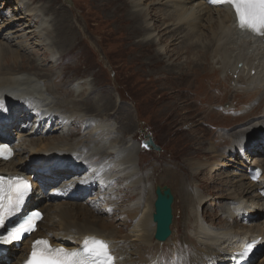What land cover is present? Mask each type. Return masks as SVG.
<instances>
[{
    "label": "bare ground",
    "instance_id": "6f19581e",
    "mask_svg": "<svg viewBox=\"0 0 264 264\" xmlns=\"http://www.w3.org/2000/svg\"><path fill=\"white\" fill-rule=\"evenodd\" d=\"M17 1L20 3V9L29 17L30 23H21L17 30L21 32V36H18L21 40H13L14 37L9 36L0 41V144H12L15 153V157L9 162L0 161V174L26 176L35 182L26 210H40L45 217L38 225L37 233L22 242L25 246L10 248L7 254L0 256V264H21L38 238L47 240L52 246L68 249L77 248L86 241L99 239L108 244L116 264H233L237 252L241 251L246 242L257 249L256 254L261 253L264 249V220L262 222L258 219L264 214V173L261 182L254 183L249 175H243L247 167L233 174L239 183L235 187L216 177L215 185L211 188L198 177H194L196 180L193 182H189L187 178L184 183L187 187L183 186L182 189L184 194L188 195L186 206L190 207L193 198L199 200L198 193L194 192V188L191 189L196 183L200 185V188L197 187L199 192L203 191L205 195L210 196L209 202L217 199V192L222 190L225 204L221 211H203L208 202L203 203L204 206L199 207L196 213H191L190 216L182 213L175 234H172L171 228L168 244L162 245L161 250L153 244L156 225L152 220L154 205H150V190L151 203L146 206L144 215L129 231L128 236H120L122 230L113 227L114 225L109 229L98 226L100 218L93 214L92 207L99 214L116 209L122 196L118 192L123 188L136 195V203L130 204V209L135 213H129L130 218L137 221L142 215L141 202L144 199L146 173L140 171L142 168L140 163L136 162V151L139 146L144 151L148 150L142 145L146 138L137 146L133 144L132 139L120 137L117 127L107 118L96 120L94 115L89 113L92 112V107L87 104L89 102L77 100L80 94L85 98L86 92L92 93L91 84L84 82L83 87L78 84V88L73 87L74 93L71 97L74 98L67 97L75 83L66 79L68 66L72 63L66 60L69 56L57 59L56 54L57 48L67 47L68 51H71V48L77 45L79 38L74 30L78 27L73 24L74 30L71 33L57 32L51 24L52 20L46 17L47 13L56 8L41 9L23 0ZM123 1L127 7L120 4L112 8L116 14L124 10L123 15L130 23L129 33L135 40L134 44L141 50L157 46L153 53L145 55L146 65L165 63L167 66H161L158 75L173 74L175 78L180 79L179 82L192 74L191 69L207 68V71H211L209 77L204 76L199 80L201 83H198L200 75L194 77L193 74L192 83L193 86L196 84V87L186 89L185 93L182 90L190 98L191 104L199 103L202 95L205 96L206 107L222 105L232 100L235 106L230 110L217 112L215 108L206 112L210 125L211 120L224 114L225 118L234 123L246 122L264 114V95L251 111H240L243 105L264 94V35H255L241 29L236 13L229 6L213 7L206 0ZM159 6H165L166 9ZM13 21L20 23L21 18H14ZM203 21L209 27L202 25ZM83 22L86 26L85 18ZM164 25L166 28L162 29ZM3 27L0 26V30ZM205 27L209 28V35L201 30ZM88 28L87 24L86 29L81 30L87 33ZM93 34L94 40L91 44L95 46V35L100 39L101 37ZM90 36L89 34L88 37ZM174 39L184 40V51L171 49ZM32 40L35 41L31 43ZM230 46H238L239 49L243 47L244 52L233 55ZM35 48L44 49L48 54L45 62L50 61L53 67L60 68V75L48 78L42 74V71L52 70L53 67H46L42 59L36 58V55L43 54L37 53ZM23 52L31 53V56H24ZM185 54L188 57L184 60L185 63L181 64ZM239 63L245 65L242 72L236 69ZM26 67L37 74L22 70ZM230 71L235 75H245L238 80L245 89L227 102L223 84L217 85L220 83L217 81L211 85V76L217 75L218 72ZM164 78L167 80V77H161V80ZM157 80L161 81L160 78ZM73 125L81 130L77 131ZM253 128L255 133L261 134V141H264V120L253 125L251 130ZM248 133V129H241L234 135H214L210 141L219 142V146L212 145L213 150L206 148L207 152L209 154L214 151L216 155L220 149L227 147L232 150L239 147L240 157L245 158V161L241 162L244 168L248 163L251 167L264 171V156L252 155V149H255L260 141L248 145ZM206 134L209 135V130ZM52 137L59 142L55 143ZM36 146H39L40 150L35 151ZM215 155H207V160H213L217 157ZM216 164L211 166L208 163L210 173L221 170L220 164ZM205 166H198L194 175H200ZM83 171L85 172L79 175L78 172ZM119 180L123 181V188H116L118 183L121 184V181L117 182ZM58 181L59 185L54 186L49 195L45 196L44 190ZM246 181L248 183H245ZM256 189L260 192L255 199L262 201L249 203L246 199ZM87 194L94 197L89 200L88 207H83L84 204L80 205L77 200ZM58 199L69 202L56 204ZM202 215L205 218H202ZM134 250H139V254ZM258 264H264V255L258 260Z\"/></svg>",
    "mask_w": 264,
    "mask_h": 264
},
{
    "label": "rangeland",
    "instance_id": "374dc122",
    "mask_svg": "<svg viewBox=\"0 0 264 264\" xmlns=\"http://www.w3.org/2000/svg\"><path fill=\"white\" fill-rule=\"evenodd\" d=\"M23 1L28 2L32 6L40 7L41 9L44 7L56 8L47 13L46 17L49 18V20H52L51 24L57 32L67 31L71 33L74 30L72 29L73 24L78 27L77 30H74L79 38V41L76 42L77 45L74 46L73 49L71 48V51H68L67 47L62 49L57 48L58 53L56 54L57 59L62 56H69V59L66 60H69L72 63L70 66H68L67 63V65H65L66 67L68 66L66 79L72 82L75 81L69 91L70 95L67 97L72 96L71 94L74 93L73 87L78 88V84L81 85L80 87L85 85L84 82L89 85L91 84L92 86L90 85V87L93 88V90H91L92 93L88 94V92H86L85 98H82L80 94L77 100L89 102L87 104L92 107V112L89 113L93 114V117L96 118V120L107 118L110 123L117 127L120 137L123 136V138L126 137L127 139H132L133 144H136L137 146L145 141L144 139L146 135H150L155 145L161 148V152L144 151L141 146H139L136 151V162L138 164L140 163V167L142 168L140 171L146 173V175H144L146 180L144 199L141 202L142 215L138 217L137 221L130 218L132 213H135V211L130 209V204L132 205L136 203V200L134 201L136 195L131 190L123 188V181L119 180L117 182L121 181L122 185L118 183L116 188L121 187L123 190L125 189L124 193H122L123 190H119L118 192V194H122L119 199L121 202L120 205L118 203L116 209L108 211L105 214H99V212L96 213L95 209L92 207L94 211L93 214L100 218L98 226L101 228L109 229L114 225L113 227L116 226L118 230H122L120 236H128L129 231L141 220L146 210V206L151 203L149 202V190L152 196V203L150 205H154L156 200L155 187L167 186L172 190L174 196L172 207L174 216L172 234L174 235L177 230V223L181 221L182 213H187V216H190L191 213H196V210L199 207H203V203L207 204L210 200V196L205 195L203 191L199 192L197 187L200 188V185L196 183L191 189L194 188V192L198 193L199 200L193 198V201L190 202V207L186 206L185 202L188 195H185L182 189L183 186L187 187V185L184 184L187 178L189 182H193L196 180L194 177H198L199 180L205 181V184H207L209 188L215 185V177L224 180L229 186L233 185V187H235V185H239L237 177L233 174L236 172L239 173L240 169L245 170L247 167L246 171L243 172V175H248V170L251 166L246 161L247 164L245 165V168L243 167L241 162H243V160L245 161V158L240 157L239 147L233 148L232 150L226 147L220 149L216 155L214 151L209 152L208 154L207 149L212 148V145H215L216 147L219 146V142L210 141L211 137L214 135H234L241 129H248L247 144L249 145L253 142L260 141L259 145H257L258 147L256 146L255 149H252L253 147L251 148L254 151L252 152V155L264 156V141H261V134L255 133V128L251 130L253 125L264 120V114L258 118H253L242 123H234L231 119L225 118L226 114H224L211 120L212 124L214 123L215 125H210V121H208L209 118H206L207 111L216 108L217 112H219L222 110H230L235 106L233 105L231 97L235 96L237 93L244 92V85L238 83L239 77L245 76L243 73L235 75L231 71L218 72L217 75L211 76V85L217 81L220 82L217 85L223 84L222 89L227 95V102L231 100L229 103L206 107L204 101L205 96L202 95L199 99V103L193 105L190 102V98L184 94L186 89H194L196 87V84L193 86L192 83L194 82L193 74L194 77L200 75L198 79L199 81L202 80L204 76L209 77L211 71H207L208 69L204 67L203 69L196 70L193 68L190 70L192 74L187 75V78H184L180 82V79L175 78L173 74L158 75L161 66L164 67L167 65H164L165 63H160L155 66H149L146 65L144 61L146 58L145 55L153 53V51L157 49V46H150L149 49L141 50L139 46L134 44L135 40L129 33L130 23L123 15L124 10L120 11L118 14L114 13L112 7L114 6L115 8V5L124 4L123 0H114V2L112 0H71L73 5H70L65 0ZM124 6L126 5L124 4ZM159 7L161 9H166L165 6ZM25 14L26 12L20 9V3H18L17 0H0V26H4L0 30V41L9 36L14 37L13 40H21L18 39V36H21V32L17 30L20 28L21 23H30L29 17ZM157 16H159V14ZM14 18H21L20 23H15L13 21ZM83 18L86 19L87 24L89 25L87 33L82 31L85 30L87 26V24L85 26ZM202 25L209 27L205 21L202 22ZM164 26L162 29L166 28V26ZM206 27L201 28V30L209 35V28L207 29ZM88 33L91 35L90 37H88ZM93 33L101 37L100 39L95 35V46H92L93 44H91V41L94 40ZM34 41L35 40H32L31 43ZM172 44V50L182 49L184 51V40L174 39ZM35 49L37 50V53H42L45 57L44 58L42 55L38 54L36 55V58H40L39 60L42 59L41 61L44 62L46 67H53L50 61L45 62L48 54L45 53L44 49ZM230 49L233 51V55L244 52L243 47L239 49L238 46H230ZM23 54L24 56H31V53L23 52ZM187 57V54L182 57L181 64L185 63L184 60H186ZM39 60H37V62H39ZM177 61L180 60L177 59ZM211 66L214 67L212 63ZM153 69L157 70L155 71ZM236 69L242 72L245 69V65L239 63L236 66ZM22 70L37 74L34 70L27 67ZM42 74L47 75L48 78L54 77L61 74V69L53 67L52 70L42 71ZM161 77H167V80L165 78L163 80L167 82H163ZM158 78H160L161 81L157 80ZM198 83H201V81ZM263 95L264 94L257 96L250 103L243 105L240 108V111H251ZM71 98L73 99L74 97ZM121 108L123 110H121ZM73 126L77 131L81 130L80 127L76 128L75 125ZM208 130L209 135L207 136L206 133ZM78 135H80V133ZM52 139L55 141V138L52 137ZM239 139L240 138H236V140ZM58 142L59 141H55V143ZM34 148H36L35 151L40 150L39 146ZM207 155H215L217 157L208 161ZM208 163H210L211 166H214L216 163L220 164L219 168L221 170L217 173H210ZM203 165H207L205 166L206 169L203 167L204 169H202L203 171H201V174L195 176L194 173L196 168ZM84 172L85 171L78 173L81 175ZM75 173H77V171ZM59 183L60 182L58 181L47 187L46 190H44L45 196H48L49 191H51L54 186L56 187L59 185ZM245 183L248 182L246 181ZM34 184L35 182L33 185ZM184 190L185 192L187 191L186 188ZM259 192V189L254 190L246 200L249 201V203H253V201H262V199H255L259 195ZM222 194L223 191L219 190L217 192V199H213L205 205L202 210H208L209 212L214 210L221 211L226 201L225 198H222ZM93 197V195L87 194L81 200H77V202L79 204L81 203L80 205L84 204L82 205L83 207H88L90 205L88 204L89 200ZM64 202L69 201L58 199L56 204H62ZM129 213H131V215ZM202 218H205L204 215H202ZM263 220L264 214L260 215L258 221L263 222ZM123 223L127 224L124 225ZM174 223H176V225ZM134 243L137 242L134 241ZM112 244L115 245L114 242H112ZM153 244H156L158 249L161 250V248L166 246L168 242L165 244H159L153 237ZM24 246L25 245L22 244L20 248H23ZM134 251L136 254H139V250ZM263 255L264 249L261 253L256 254L255 259L252 260V264H258V260ZM137 256L138 255H136V257Z\"/></svg>",
    "mask_w": 264,
    "mask_h": 264
},
{
    "label": "snow or ice",
    "instance_id": "6c2138e0",
    "mask_svg": "<svg viewBox=\"0 0 264 264\" xmlns=\"http://www.w3.org/2000/svg\"><path fill=\"white\" fill-rule=\"evenodd\" d=\"M213 2L230 3L235 8L241 29L264 35V0H213ZM4 148L6 146L0 145V153ZM17 179L18 183L11 188L7 196V203L5 197L0 196V227L4 224V213H14L23 204L30 190V185L26 181ZM40 218L41 213L34 212L18 226L11 228L7 237L0 240V243L17 240L23 234L33 231L36 221ZM108 247L106 242L93 239L85 243L82 252H67L62 248H52L47 240H36L27 264H113V257Z\"/></svg>",
    "mask_w": 264,
    "mask_h": 264
},
{
    "label": "water",
    "instance_id": "95a60500",
    "mask_svg": "<svg viewBox=\"0 0 264 264\" xmlns=\"http://www.w3.org/2000/svg\"><path fill=\"white\" fill-rule=\"evenodd\" d=\"M73 5L71 0H65ZM146 141L142 143L147 151L161 152V148L156 146L150 135L145 136ZM156 200L154 203L153 223L156 225L155 240L165 243L171 235V226L173 224V203L174 196L172 190L167 186L155 187Z\"/></svg>",
    "mask_w": 264,
    "mask_h": 264
}]
</instances>
